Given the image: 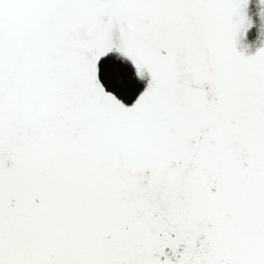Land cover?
<instances>
[{"label": "snow or ice", "instance_id": "1", "mask_svg": "<svg viewBox=\"0 0 264 264\" xmlns=\"http://www.w3.org/2000/svg\"><path fill=\"white\" fill-rule=\"evenodd\" d=\"M264 0H0V264H264Z\"/></svg>", "mask_w": 264, "mask_h": 264}, {"label": "trees", "instance_id": "2", "mask_svg": "<svg viewBox=\"0 0 264 264\" xmlns=\"http://www.w3.org/2000/svg\"><path fill=\"white\" fill-rule=\"evenodd\" d=\"M251 17L254 22V29L246 43L251 45L252 50H254L264 41V6L259 3L255 4L251 9Z\"/></svg>", "mask_w": 264, "mask_h": 264}, {"label": "rangeland", "instance_id": "3", "mask_svg": "<svg viewBox=\"0 0 264 264\" xmlns=\"http://www.w3.org/2000/svg\"><path fill=\"white\" fill-rule=\"evenodd\" d=\"M262 43H264V41Z\"/></svg>", "mask_w": 264, "mask_h": 264}]
</instances>
